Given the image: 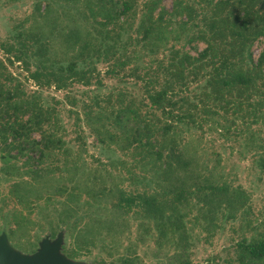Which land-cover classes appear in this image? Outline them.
<instances>
[{"label": "rangeland", "instance_id": "374dc122", "mask_svg": "<svg viewBox=\"0 0 264 264\" xmlns=\"http://www.w3.org/2000/svg\"><path fill=\"white\" fill-rule=\"evenodd\" d=\"M88 1L94 4L89 5ZM122 1L110 2L119 13ZM150 1L131 0L127 12L104 23L102 9L96 5L98 0H0V44L15 42L19 33L31 41L30 34H33L49 44V52L40 57L29 51L26 59L31 70L43 64H53V68L66 66L75 59L76 71H83L89 81L85 84L65 71L62 88H55L54 83L39 85L29 77L22 61L10 63L0 46V61L15 78L9 83L0 76L4 88L13 90L19 85L17 96L38 95L56 116V135L63 141L59 159L54 154L60 151L55 150L44 160L46 164H53L51 175L44 177L48 180H37L39 183L32 185L33 192L23 194L21 202L11 195V183L1 181V194L7 195L0 202L2 250L29 259L45 253L68 264H121L124 257L131 264H177L179 259L199 264H264V259H246L240 263L235 247L243 238L251 240L264 231V171L257 165L258 155L264 153L260 147L264 145L261 123L252 124L244 133L234 136H223L207 126L200 129L179 124L176 133L162 141L152 136L151 149L141 150L129 146L125 140H109L105 136L108 129L112 134H119L113 114L123 107L125 111L130 108L136 112H130V116L136 114L138 119L140 115L141 124L147 119L151 123L153 113H158L147 103L144 81L136 75L147 79L144 74L148 70L155 78L161 71L158 65L169 62L172 50L181 49L195 55L205 47L202 40L187 42V37L198 29L197 25H204L199 13L201 7L195 0H182L195 5L197 15L190 22L184 15L166 14L163 23L174 30L168 33L170 39L157 43L150 37L144 39L141 22ZM173 1L161 0L154 17L161 8L168 13L172 11ZM243 5L232 9L242 13ZM88 6L94 7V13ZM263 7L264 1L255 0L251 14L256 16ZM210 14L207 11L205 16ZM183 21L185 24L180 25ZM87 36L94 37L95 43L104 37L113 49L90 51L78 58L76 53ZM262 49L263 40L259 37L251 46L253 58ZM116 59L121 60L118 65L114 64ZM202 75L200 71L195 80L190 75V90L182 91L192 100H198L193 95L205 83ZM221 115V120L232 116L230 112ZM100 136L104 137L102 143L96 139ZM31 137L38 140L40 133L32 132ZM129 141L133 142L130 138ZM170 146L177 155L174 158L168 154ZM157 152L162 154L161 160L155 158ZM15 153L12 150L11 154ZM167 154L169 165L165 164ZM18 158L17 165L21 166L26 156ZM25 171L26 168L21 175L27 179L30 172ZM176 177L182 179L180 185ZM17 179L18 176H13L11 181ZM189 182V188L208 184L226 186L228 193L220 201L218 197L205 201L203 187L181 202L163 191L175 184L186 187ZM59 186L76 187L75 204L66 202L65 192L49 193ZM119 190L154 198L162 204L159 211L168 222L163 224L158 219L157 225L141 208L115 206ZM240 190L245 192V202L235 206L231 194ZM35 192L43 195L38 201ZM14 213H22L25 221L9 234L10 226H14ZM74 246H82L83 250L72 258L66 252Z\"/></svg>", "mask_w": 264, "mask_h": 264}, {"label": "trees", "instance_id": "16d2710c", "mask_svg": "<svg viewBox=\"0 0 264 264\" xmlns=\"http://www.w3.org/2000/svg\"><path fill=\"white\" fill-rule=\"evenodd\" d=\"M111 1L98 0L96 4L102 9L101 16L104 23L113 20L120 13L127 12L131 7V0H123V6L119 13L116 11L115 5L110 3ZM160 1H150L145 19L141 22L144 39L150 37L155 43L170 39L171 35L168 33L174 31L172 27L168 28L163 23L166 14L184 15L187 22L193 20V17L197 15L194 9L195 5L182 0H174L172 11L168 13L161 8L154 17V12ZM195 3L201 7L199 13L202 15L204 25H197L198 29L187 37V42L202 40L205 47L195 55L181 49L172 50L169 62L165 65L163 63L158 65L161 71L155 78L151 77V72L148 70L144 74L147 79H144L142 75H136L138 79L144 81L147 103L158 113H153L154 119L151 123L147 119L141 124L140 115L138 119L136 114L129 115L130 112H134L132 109L129 108L127 111H125L126 107L119 109L113 114V123L119 129V134H112L110 129L106 130L105 136L109 140H125L129 146L132 145L135 149L141 150L151 149L153 144L150 143V138L152 136L162 141L176 133L179 124L188 128L200 129L207 126L210 129L218 130L223 136L242 134L252 124L261 123L264 126V7L261 13L253 16L251 10L255 6V0H195ZM88 4L93 5L94 3L88 1ZM241 4H244L242 13L232 9L233 6ZM49 7L50 4H47L46 8ZM87 8L91 13H94L93 6ZM207 11H211L209 17L205 16ZM174 23L177 24V22ZM183 24L185 21L180 23V25ZM30 35H32L31 41L23 39L19 33L16 35L15 42H8L7 45L1 43L0 46L7 54V60L10 63L22 61V67L28 71L29 77L35 83L44 86L54 83L55 88L60 89L65 86L64 77L62 78V73L65 71L85 84L89 82L83 71L79 69L76 71L75 59H71L66 66L59 65V67L53 68V64L50 66L43 64L41 67L37 66L31 70L29 61L26 59L28 52L31 51L40 57L47 56L49 44L36 38L33 34ZM259 37L263 40V49L255 59L252 56L251 46ZM108 49H113V45L108 44L104 37L99 43H95L94 37L87 36L82 41L76 56L83 58L90 51L101 52L104 50L106 52ZM120 62L121 60L116 59L114 64L118 65ZM123 65L124 62L121 63L120 68ZM200 71H203L202 76L205 77V83L202 89L193 95L196 99L198 98L195 101L182 91L190 90L188 77L192 75L195 80ZM0 76H3L9 83L15 80L12 74L6 72V66L2 61H0ZM159 79H162V83L159 82ZM156 83L159 84V87H156ZM19 91V85H16L12 90L9 87L4 88L0 81V142L2 144L0 146V183L1 181L10 182L11 195L21 202L24 199L22 198L23 194L33 192L34 186L32 185L39 183L37 180H48L44 177L51 175L53 164L50 162L46 164L44 160L51 153H55V150H62L63 141L56 135L55 127L58 126V121L53 111L42 104L38 95L17 96ZM219 110H222V113ZM229 112L232 115L230 118L220 119L221 114ZM32 132H39L40 138L38 140L32 138ZM9 138H11L10 141H8ZM98 138H96L98 143L104 142V137ZM129 138L133 142H130ZM260 147L264 149V145L260 144ZM170 148L171 146L168 154L174 158L177 155L174 153V149ZM12 150H15L16 153L11 154ZM62 152L54 154L57 157L56 160L59 159L57 155ZM168 154L165 155L166 165L171 164L167 161ZM19 156H26L21 166H18L16 162ZM155 158L161 160L162 154L157 152ZM257 165L264 171V153L258 155ZM24 168H26L25 172H30V177L27 179L21 175ZM13 176H18V179L11 181ZM176 180L180 181L179 185L182 183L181 178L176 177ZM189 184L190 182L186 187H179L175 184L170 186L171 189H163V191L172 194L181 202L189 194L191 195L203 187H205L203 188L205 201H211L214 197H218L217 201H220L228 193L226 186L208 184L203 187L196 185L189 188ZM74 188L76 187L69 189L66 186H59L51 189L49 193L65 192L66 202L70 204L71 201L75 204ZM24 191L26 192L24 193ZM34 194L36 201L43 197L38 192ZM234 194H236L235 198H233ZM90 196L94 197V195ZM245 197V192L240 190L237 193L233 191L230 199L235 206L238 204L242 206ZM6 199L7 195L1 194L0 190V202H4ZM161 205L160 202L152 197H147L146 194L127 193L124 190H119L115 204L117 207L123 206L128 209L141 208L145 215L157 221V225L158 219L163 224L168 222L167 217H164L163 213L159 211ZM12 221L14 228L10 226L9 234L13 233L15 226L17 228L21 226L25 217L22 213H14ZM54 235L53 231L52 236ZM235 247L240 263H244L246 259H264V231L259 232L251 240L243 238L236 243ZM81 250H83L82 246H74L66 253L75 258L82 252ZM121 264H131V262L124 257L121 259ZM177 264L199 263H192L189 259H179Z\"/></svg>", "mask_w": 264, "mask_h": 264}, {"label": "water", "instance_id": "95a60500", "mask_svg": "<svg viewBox=\"0 0 264 264\" xmlns=\"http://www.w3.org/2000/svg\"><path fill=\"white\" fill-rule=\"evenodd\" d=\"M0 264H68V262L62 259H53L45 253L38 258L29 259L0 248Z\"/></svg>", "mask_w": 264, "mask_h": 264}]
</instances>
